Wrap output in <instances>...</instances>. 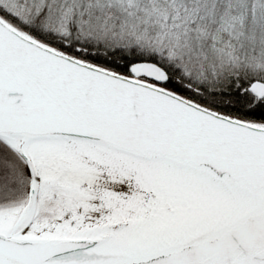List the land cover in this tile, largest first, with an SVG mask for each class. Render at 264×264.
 <instances>
[{
  "label": "snow or ice",
  "instance_id": "obj_1",
  "mask_svg": "<svg viewBox=\"0 0 264 264\" xmlns=\"http://www.w3.org/2000/svg\"><path fill=\"white\" fill-rule=\"evenodd\" d=\"M0 264H264V0H0Z\"/></svg>",
  "mask_w": 264,
  "mask_h": 264
}]
</instances>
